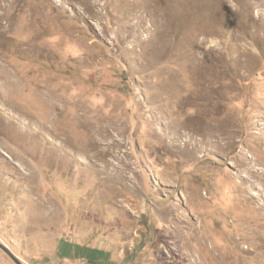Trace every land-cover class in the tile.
<instances>
[{"label": "rangeland", "instance_id": "rangeland-1", "mask_svg": "<svg viewBox=\"0 0 264 264\" xmlns=\"http://www.w3.org/2000/svg\"><path fill=\"white\" fill-rule=\"evenodd\" d=\"M0 243L264 264V0H0Z\"/></svg>", "mask_w": 264, "mask_h": 264}, {"label": "water", "instance_id": "water-1", "mask_svg": "<svg viewBox=\"0 0 264 264\" xmlns=\"http://www.w3.org/2000/svg\"><path fill=\"white\" fill-rule=\"evenodd\" d=\"M0 247H2L17 264H24L15 254H13L7 247H5L2 243H0Z\"/></svg>", "mask_w": 264, "mask_h": 264}, {"label": "built area", "instance_id": "built-area-1", "mask_svg": "<svg viewBox=\"0 0 264 264\" xmlns=\"http://www.w3.org/2000/svg\"><path fill=\"white\" fill-rule=\"evenodd\" d=\"M73 264H87V262L86 261H82L80 263H73Z\"/></svg>", "mask_w": 264, "mask_h": 264}, {"label": "bare ground", "instance_id": "bare-ground-1", "mask_svg": "<svg viewBox=\"0 0 264 264\" xmlns=\"http://www.w3.org/2000/svg\"><path fill=\"white\" fill-rule=\"evenodd\" d=\"M202 113H203V110H202Z\"/></svg>", "mask_w": 264, "mask_h": 264}]
</instances>
